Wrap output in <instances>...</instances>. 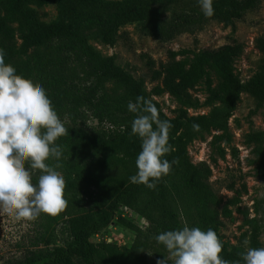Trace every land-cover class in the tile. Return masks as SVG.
<instances>
[{
	"label": "trees",
	"instance_id": "1",
	"mask_svg": "<svg viewBox=\"0 0 264 264\" xmlns=\"http://www.w3.org/2000/svg\"><path fill=\"white\" fill-rule=\"evenodd\" d=\"M261 1L213 0L214 14L205 17L197 0H0V49L5 53V63L34 85L42 86L57 115L68 118L63 122L68 135L54 142L62 150L61 158L46 161L65 174L67 206L55 216L41 213L37 231L25 233L15 242L19 254L0 257V264H157L169 258V253L154 242L153 226L163 232L184 226L212 229L222 243L219 255L229 264H243L241 253L248 248H263L257 225L251 230L248 248L224 242L219 233L220 218L231 217L230 206L240 198L224 202L210 183L211 166L193 163L187 149L203 133L227 129L242 93L254 97V111L263 107L264 37L255 41L263 64L245 83L235 68L244 44L234 41L195 52L192 59L178 60V52L170 50V59L159 68L150 62L151 80L157 82L150 93L145 90L144 79L135 78L113 56L101 55L89 43L92 36L113 43L118 29L129 22L139 23L145 35L168 41L175 33L204 20L229 23ZM47 3L58 8V19L52 23L41 21L32 7ZM169 9L173 10L172 19L164 22L162 16ZM201 82L207 87L206 103L218 102L220 106L208 114L189 116L188 109L202 105L192 93ZM165 93L178 103L175 117L168 116L151 99V95ZM138 96L153 103L159 118L172 125L168 133L170 152L163 158L178 163L154 189L130 181L137 171L135 160L141 141L131 135L135 114L128 111L127 104L135 103ZM89 117L98 121L97 127H88ZM193 125H198V130L194 131ZM247 142L254 145L253 162L258 178L264 181V132L247 133ZM25 167L33 184L37 183L41 170L31 169L27 162ZM122 207L147 222L145 229L132 224L141 234L125 249L103 235L116 217L121 219ZM64 218L71 239L65 245L43 247L53 226ZM173 260L169 258L168 264Z\"/></svg>",
	"mask_w": 264,
	"mask_h": 264
},
{
	"label": "rangeland",
	"instance_id": "2",
	"mask_svg": "<svg viewBox=\"0 0 264 264\" xmlns=\"http://www.w3.org/2000/svg\"><path fill=\"white\" fill-rule=\"evenodd\" d=\"M32 7L41 21L52 23L58 19V8L54 3ZM172 12L173 10L169 9L163 14L164 22L171 21ZM20 36L16 27V40L19 44ZM259 36L264 37V0L256 8L244 11L240 18L229 23L218 19L204 20L189 30L175 33L168 41L145 35L141 32L139 23L129 22L118 29L113 43L98 36L90 37L89 43L101 55L113 56L116 63L135 78L144 79L145 90L150 93L157 83L151 80L150 62H153L155 68H159L161 63L170 59V50L178 52V60L192 59L195 52L218 48L234 41L244 44V51L237 58L235 68L242 82H247L259 72L263 64V54L255 42ZM192 93L200 99L202 105L188 109L189 116L208 114L220 106L218 102L206 103L208 92L205 82H201ZM151 99L168 116L175 117L179 114L176 111L178 103L170 94L151 95ZM255 108L254 97L249 93H242L229 118L227 129H213L203 133L188 145L187 150L193 163L205 162L211 166L210 183L224 202L236 196L240 198L237 204L230 206L232 216L220 218L219 233L224 242L228 245L241 244L248 248L251 230L253 225H257L264 248V181L258 178L256 162H253V159H256L254 145L247 142V133L264 132V105L257 111H254ZM58 118L62 123L68 120L66 117ZM87 124L88 127L94 128L98 126V121L89 117ZM50 167L56 170L55 167ZM58 172L65 180L64 172ZM41 218V214L33 221L17 220L14 214L0 216V257H9L14 252L19 254L14 246L15 242L25 233L34 234ZM132 224L143 229L147 226L145 219L133 210L122 207L121 219L116 217L103 235L108 242L125 249L135 236L141 234ZM153 229V240L160 246L155 237L163 231L154 226ZM70 239L69 227L64 218L53 226L42 246L52 248L65 245ZM27 244L29 245V242Z\"/></svg>",
	"mask_w": 264,
	"mask_h": 264
},
{
	"label": "clouds",
	"instance_id": "3",
	"mask_svg": "<svg viewBox=\"0 0 264 264\" xmlns=\"http://www.w3.org/2000/svg\"><path fill=\"white\" fill-rule=\"evenodd\" d=\"M205 17L214 14L213 0H197ZM135 117L131 135L141 141L135 166L136 174L130 177L134 184L154 189L156 182L169 175L171 166L163 157L170 152L168 120H161L156 106L143 97L127 104ZM198 130V125H193ZM68 135L52 106L46 90L30 79L16 73L11 64L5 63V53L0 49V216L15 215L17 220L33 221L41 213L55 216L62 212L64 199L63 176L45 161L59 160L61 148L54 142ZM39 169L42 174L33 184L31 172ZM156 241L162 244L174 258L173 264H229L219 254L222 243L212 230L184 226L158 234ZM169 258L157 261L168 264ZM243 264H264V248H248L241 253Z\"/></svg>",
	"mask_w": 264,
	"mask_h": 264
}]
</instances>
